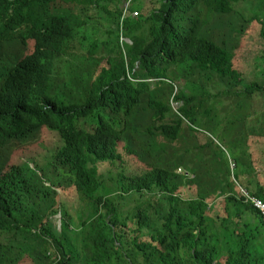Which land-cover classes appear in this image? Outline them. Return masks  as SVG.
I'll return each instance as SVG.
<instances>
[{"label":"trees","instance_id":"obj_1","mask_svg":"<svg viewBox=\"0 0 264 264\" xmlns=\"http://www.w3.org/2000/svg\"><path fill=\"white\" fill-rule=\"evenodd\" d=\"M124 2L138 19L123 21ZM133 2L0 0V264H264L262 216L241 192L264 202V114L248 130L238 100L264 95V0ZM254 23L262 47L239 62ZM207 74L216 95L198 90ZM219 97L232 120L203 113ZM46 131L62 142L51 152L37 149Z\"/></svg>","mask_w":264,"mask_h":264},{"label":"rangeland","instance_id":"obj_2","mask_svg":"<svg viewBox=\"0 0 264 264\" xmlns=\"http://www.w3.org/2000/svg\"><path fill=\"white\" fill-rule=\"evenodd\" d=\"M154 1H156V0H134V2L132 3V8H140L141 10H145L146 4H150L154 7V3H153ZM129 6H130L129 2H124V4H123L124 10H126V8H128V10H129ZM129 12L133 13L130 10H129ZM136 12H138V11H136ZM124 13H125V11H124ZM130 16L131 15L127 16L126 18H128ZM132 17L138 19L140 17V15L137 16L134 13L132 15ZM105 18H107V16L104 17V22L102 21V23H99L100 28H102V33H101V37H100L101 39H105L108 37V34H107V32H108L107 23L108 22L105 20ZM223 19H224L223 25L216 32V38L219 36V43L229 42L231 29L235 28V26H237L238 21H239L238 17L236 15L224 16ZM258 29L260 30L261 26H259L257 23H254L252 26L250 24L249 26L245 27L244 34L238 36V46H237L235 55L238 58L239 62L243 61V60H241V58L246 57L247 54L250 57H254L255 55H257V52L261 49V47H262L261 42L259 43L256 40V37H257L256 32ZM126 40L128 42H130L129 39H126ZM71 66H72V63H70V65L67 63L65 65L63 71H65V73L71 71V68H72ZM81 78H82V73L80 74V72H79V81L81 80ZM200 79L201 80H200V85H199V89H198L199 92L202 91V87H204L206 92L211 93L213 95H216L219 90L223 89V87L217 85L216 80L214 78L212 80H210L208 74L206 76L201 77ZM184 83H185L184 81H181L180 86L184 85ZM177 91H178V89H177ZM238 100H239V104H241L243 106L241 114H244L243 118L246 117L244 120H247L248 130H250V123L252 122V120H261L262 119V113L264 114V95L260 98H258V97L248 98V97L241 96L240 98H238ZM236 106H238V105L236 104L235 100H233V98L219 97V98H216L212 101L206 102L204 104V107H203V113L206 114L207 110H210L212 112V114H215L217 112L223 118V120H232L233 115L235 113L234 108ZM174 107H175V109H177L179 107V104L174 103ZM229 107H231L232 112L231 113L229 112L226 115ZM119 120H124V119H119ZM131 120H133V119H131ZM137 121L138 120H136V122ZM221 126H230V128H231V125L229 122H227V123L222 122ZM234 132L237 134L238 139H240L241 143L244 144L245 138H246L244 126L239 125V127L236 130H234ZM50 134H51V136H50ZM251 138H253L251 141L252 148L254 150L259 148V145H260V142L262 141V139L261 138H255L253 136L250 137V139ZM43 139L45 140L43 146L37 147V149L39 151L47 152L50 149V152H51V151L57 149V147L62 144L61 140L59 139V137L57 135L55 136L53 133H51V132L49 133L48 131H46L45 134H43ZM207 140H208V138L204 136L201 140V143L205 144L207 142ZM214 140L217 142L216 139H214ZM158 141L160 142V144H162V142L163 143L166 142V144H168V146H169L170 151L175 150V147L185 148L184 141L183 142L182 141L177 142V143H170L163 138H159ZM191 141H194V140L192 139ZM40 144H42V141ZM24 146H26V145L19 146L15 150H18L19 148H22ZM224 146H225L226 155H229L230 150L227 148L226 145H224ZM245 149H246V145H245ZM262 150L264 151V149H262ZM0 151H1V149H0ZM206 151L207 150L200 151V152H202L204 154H208L207 159H206V163H207L209 161V156L211 153L210 152L207 153ZM239 152H240V147H238L237 153H234L235 156H236V154L238 155ZM7 153L8 152H6L5 154H7ZM5 154L3 156H5ZM258 157H259V153H258ZM17 161H18V159H17ZM200 161H201V159H200ZM261 162L263 164H259V170H264V156H263V159ZM229 164H230L231 171H234L236 169V164L233 160H231V158H229ZM108 170L109 169H106L104 172L107 173ZM240 170L241 169H239L237 172H240ZM127 171H129L130 174H134V173L138 174L139 173V171H136L133 168H131V169L128 168ZM177 171L179 173L188 174V173H185L184 169H179ZM232 179H233V176H232ZM233 181H234V179H233ZM110 186H113V185L110 183ZM243 191H245V190H243ZM70 194L73 195L74 192H71ZM121 206H122L123 211L126 214H129L136 207V203L133 201H131L130 203L122 202ZM67 207L70 209L71 206H67ZM78 209H79L78 214H80L82 211H84V213L87 214V217L92 216L94 214V211H95V207L90 206V205H86L85 203L82 204V208H78ZM57 219L58 220L56 223L60 226L61 218L59 215L57 216ZM86 237H87V232L85 231L84 232V240L86 239ZM262 238H259L258 240L255 241V245L259 248V250L262 248V245H263L262 241H261ZM260 244H261V246H260Z\"/></svg>","mask_w":264,"mask_h":264},{"label":"built area","instance_id":"obj_3","mask_svg":"<svg viewBox=\"0 0 264 264\" xmlns=\"http://www.w3.org/2000/svg\"><path fill=\"white\" fill-rule=\"evenodd\" d=\"M134 13H135V15H137V16L139 15L138 12L130 13L129 10H128V8H126L125 13H124L123 21H124V19H125L127 16H129V15L132 16ZM122 23H123V22H122ZM121 41H122V43L128 42V41L125 39L124 36L121 37ZM241 192H243L242 194L245 196L246 201H249V202L253 205V207H254L256 210H258V211L260 212V214H261V216H262V222H263V225H264V202H263L262 200L256 198V197H251V196H249V195H248V192H247L246 190L243 191V189H242Z\"/></svg>","mask_w":264,"mask_h":264},{"label":"clouds","instance_id":"obj_4","mask_svg":"<svg viewBox=\"0 0 264 264\" xmlns=\"http://www.w3.org/2000/svg\"><path fill=\"white\" fill-rule=\"evenodd\" d=\"M121 42H122V41H121ZM125 43H126V42H125ZM125 43H122L123 47H124V44H125ZM127 43H128V42H127Z\"/></svg>","mask_w":264,"mask_h":264},{"label":"water","instance_id":"obj_5","mask_svg":"<svg viewBox=\"0 0 264 264\" xmlns=\"http://www.w3.org/2000/svg\"><path fill=\"white\" fill-rule=\"evenodd\" d=\"M60 216V215H59ZM60 218H61V216H60ZM61 224V223H60Z\"/></svg>","mask_w":264,"mask_h":264}]
</instances>
